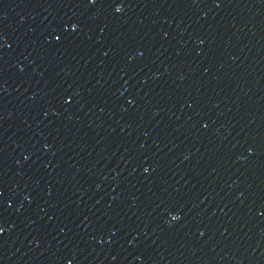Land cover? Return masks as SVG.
<instances>
[{"label":"water","instance_id":"obj_1","mask_svg":"<svg viewBox=\"0 0 264 264\" xmlns=\"http://www.w3.org/2000/svg\"><path fill=\"white\" fill-rule=\"evenodd\" d=\"M0 264H264V0H0Z\"/></svg>","mask_w":264,"mask_h":264},{"label":"snow or ice","instance_id":"obj_2","mask_svg":"<svg viewBox=\"0 0 264 264\" xmlns=\"http://www.w3.org/2000/svg\"><path fill=\"white\" fill-rule=\"evenodd\" d=\"M114 6H115V8H116L117 10H119V8L121 7V4L116 3ZM71 23H72V28H76V27H78V25H77L75 22H71ZM64 99L67 100L68 97L65 96Z\"/></svg>","mask_w":264,"mask_h":264}]
</instances>
